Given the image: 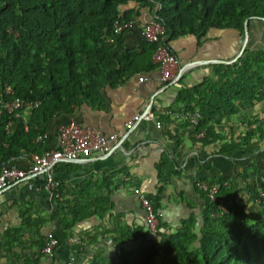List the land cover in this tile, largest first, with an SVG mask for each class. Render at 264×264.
<instances>
[{"label": "trees", "instance_id": "16d2710c", "mask_svg": "<svg viewBox=\"0 0 264 264\" xmlns=\"http://www.w3.org/2000/svg\"><path fill=\"white\" fill-rule=\"evenodd\" d=\"M129 1L151 9V19L162 27L158 42L171 52L168 41L172 38L185 34L201 37L210 28L241 34L244 20L264 19V0H0V99L38 101L35 109L26 112L24 122L1 109L0 166L10 158L44 149V140L34 139L43 134L44 123L51 116L68 113L83 100L98 102L102 85L113 86L128 74L153 66L150 44L143 39L138 52L113 50L125 30L115 33L112 24L132 19V9L120 10ZM263 99L264 47H244L233 61L217 64L210 77L180 87L174 97L182 110L199 113L193 131L204 129L198 140L202 144L218 137L211 125L217 118L240 113ZM8 122H16L13 130ZM245 135L252 134L246 131ZM73 164L58 163L65 168ZM208 180L228 181L222 177ZM89 181L82 180L66 200L61 199L62 184L51 195L47 192L55 205L49 218L59 228L51 231L57 244L73 224L96 212L99 197H93ZM246 185L253 199L256 185ZM258 186L264 188V177ZM233 188L228 181L216 193L228 205V211L218 217L210 216L213 202L200 195L204 205L198 237L192 232L191 218L173 233H159L157 216L156 244L148 240L142 227L136 232L124 226L128 233H121L122 238L138 240L137 245L119 249L111 260L92 256L88 264H264V202L259 200L258 212L247 218L242 205L231 200ZM107 196L105 193L100 199L107 200ZM146 196L151 200L152 196ZM106 204L112 206V202ZM26 209L18 210L20 226L4 230L0 236L14 233L15 237L23 226L42 222L43 217L30 220ZM38 238L41 247L43 238Z\"/></svg>", "mask_w": 264, "mask_h": 264}, {"label": "crops", "instance_id": "0c3cea01", "mask_svg": "<svg viewBox=\"0 0 264 264\" xmlns=\"http://www.w3.org/2000/svg\"><path fill=\"white\" fill-rule=\"evenodd\" d=\"M126 8L132 9L131 25L123 32L121 43L114 45L113 50L138 52L143 41L140 26L151 19V9L140 7L133 1L120 7V10ZM240 36L236 30L210 28L201 37L185 34L172 38L168 45L177 59V67H182V73L175 81L161 82L153 65L145 71L128 74L113 86L102 85L98 102L83 100L68 113L58 112L48 118L44 123L43 137L46 148L57 146V126L69 119L102 134L121 133L108 152L92 153L86 161L72 162L74 164L66 168L56 164L52 169L53 179L57 184H62V200L68 199V192L82 184V180L89 179L93 195L103 190L104 194H108L112 206L101 220L89 217L78 221L75 228L65 233L66 237L54 248L51 258H46L40 252L37 245L40 234L37 231L25 239L24 235L31 230L30 227H22L15 237L14 233L1 235L0 264H21L23 260L36 261V264H62L69 253L74 254V264H88V255L92 259L93 252L84 246L87 239L92 249L102 241L101 237L97 242L93 234L95 226L109 229L107 232L122 242V234L128 233L124 226L128 230L133 225L142 227V211L132 193L133 188L152 196L149 201L160 215L159 233H173L184 220L191 218L192 232L198 237L204 201L194 190L193 181L196 178L222 177L233 185L234 190L246 187V182L258 186L264 177V125H261V121L264 123V99L240 113L217 118L211 125L218 137L205 144L193 138L192 128L188 124L174 121L166 113L168 110L182 109V105L174 101L180 87L195 85L202 78L210 77L217 64L233 61L240 55ZM249 39H254L252 34ZM147 108L159 119L158 127L152 120L140 119L130 128H124L123 123L129 116L142 114ZM256 120L258 123L248 128L251 121ZM227 121H232L237 128L229 127L226 133L224 124ZM15 125L16 122H12L10 130ZM246 131L252 135L246 137ZM6 161H12L20 168L28 165L27 154ZM102 178L107 181L102 183ZM43 182L44 176L37 174L20 185L0 190V234L6 229L20 226L17 215L18 210L22 209L16 212L13 209L17 203L24 204V201L27 202L22 208H27L30 220L47 214L48 227L52 230L46 226L42 233L59 229L55 220L49 218L55 205L42 188ZM241 207L247 218H252L259 210L255 203ZM37 209L40 214L34 212ZM111 213H118L119 225L115 224ZM78 227L87 229L77 230ZM107 232L104 233L107 235ZM40 237L43 238L42 235ZM128 244V248L133 247L132 241H128ZM191 245H195V241ZM78 255L84 259L78 258Z\"/></svg>", "mask_w": 264, "mask_h": 264}, {"label": "built area", "instance_id": "2783aa9c", "mask_svg": "<svg viewBox=\"0 0 264 264\" xmlns=\"http://www.w3.org/2000/svg\"><path fill=\"white\" fill-rule=\"evenodd\" d=\"M131 25V21H114L112 24L115 33L126 30ZM142 39L150 44L151 54L150 60L158 71V79L161 82H173L182 73V67H177V59L175 55L169 51L164 44L158 42L157 36L162 32V27L158 22L149 19L141 24ZM111 41V39H108ZM138 80H141L138 77ZM7 90V89H6ZM5 90V91H6ZM38 105L37 100H29L14 97L11 100L0 99V111L13 113L17 120L25 121V113L28 110L35 109ZM166 113L169 117L178 122L188 124L192 131L197 125L199 113L194 111L168 110ZM140 119L152 120L154 125H160L159 119L149 111V108L142 114H133L124 121V128H130L132 124ZM11 122H8L9 126ZM58 143L54 148L42 149L39 153H30L27 155L28 165L20 168L12 161H5L0 166V190L12 186L20 185L22 182L30 179L32 176L42 174L44 182L42 188L51 195L57 186V181L52 177L53 167L60 162H72L78 158H87L92 153L104 154L111 150L112 146L118 141L121 133L102 134L88 126L77 123L71 119L61 122L57 126ZM204 134L201 128L193 131V138L199 140ZM44 137L43 134L35 137V141H40ZM227 186V181H215L203 178H196L193 181L195 192L205 197L208 201L213 202V209L210 212L211 217H218L228 211V205L223 201L222 197L216 196V193ZM256 196L252 199L246 187L235 190L231 200L237 204L245 201H253L256 204L259 200L264 202V188L255 186ZM142 211V230L146 235H153L157 232V216L160 217L158 211L152 207L145 193L137 188L132 189ZM138 240L132 241V245L136 246ZM57 246V239L51 234L46 233L43 236V242L39 248L40 252L46 258H51L54 248ZM132 248V247H130ZM62 264H74L72 254L64 260Z\"/></svg>", "mask_w": 264, "mask_h": 264}, {"label": "rangeland", "instance_id": "374dc122", "mask_svg": "<svg viewBox=\"0 0 264 264\" xmlns=\"http://www.w3.org/2000/svg\"><path fill=\"white\" fill-rule=\"evenodd\" d=\"M254 26V27H253ZM251 27H253V28H251ZM253 35V37H254V39H249L250 38V35ZM241 44H242V39H243V32L241 33ZM244 47H249V48H257V47H264V19H254V18H252V19H250L249 21H248V23L246 22V39H245V41H244ZM214 72V71H213ZM26 114V113H25ZM257 115H258V113H256ZM259 116H262V114L261 115H259ZM256 119V118H255ZM252 123H251V125L250 126H248V128H250V127H252L253 128V126H255L257 123H258V121L256 120V121H251ZM225 131H226V133H227V131H229L228 130V128L229 127H236V126H234L233 125V122L231 121H227L225 124ZM261 125H264V123L261 121ZM237 128V127H236ZM229 133V132H228ZM78 186V185H77ZM76 186V187H77ZM104 191L102 190V191H100V193H98L97 195H93V197H99V199H98V201H96L95 202V207L97 206V208H96V212L93 214V215H90V216H88V217H86V219L87 218H89V217H96L97 219H102V218H104L105 217V215L106 214H108L109 212V208H108V204H106V202L108 201V202H110L109 201V199H108V196L106 197L107 198V200L105 199L104 201H103V199H100L101 197H102V195H104V193H103ZM94 194V193H93ZM69 196H70V193H69ZM27 202V201H26ZM26 202L24 201V204H19V203H17V205H15L14 206V209H13V211L14 212H16L17 211V209H23L22 208V206L23 205H25L26 204ZM248 203H255V202H253V201H245V202H241V205H245V204H248ZM256 204V203H255ZM37 211H38V214H40V211L37 209V210H34V212H36L37 213ZM35 213V214H36ZM112 214V213H111ZM110 214V215H111ZM118 213H114V214H112L113 215V220L114 221H116L115 222V224H117V225H119L120 223H119V219H117V217L118 216H116ZM17 215V214H16ZM45 215V216H44ZM47 214H43V216L45 217H43L44 218V221L43 222H41L38 226H35V225H33V226H31L30 228H31V230H28L27 232H26V234L24 235V237H25V239H26V237L27 236H29V235H32V233H34V231H37L38 232V234H40V235H42V236H44L45 235V233H48V232H51V231H48V230H52L51 229V227H48L49 226V223H48V221H47V216H46ZM18 216V220H19V215H17ZM116 217V218H115ZM85 219V218H84ZM115 219H117V220H115ZM78 223L76 222L75 224H73V226L71 227V230L70 231H72V229H74L75 227L74 226H76ZM101 224V223H100ZM47 226V229L48 230H46V231H43V233L41 232V230H45V227ZM23 227H25V226H23ZM138 227H140V226H138V225H133L131 228L133 229V230H136V232H137V228ZM29 228V229H30ZM98 228H100L98 231H97V229ZM85 229H87V227H85ZM84 228H82V227H78V229L77 230H85ZM109 229H106L105 227H102V226H100V227H98V226H95L94 227V236L96 237V240H97V242L100 240V238L102 237V241H99L100 242V244H98V245H96V247L94 248V249H92V246H91V242L90 243H88L89 241H88V239H87V243H86V245H84L86 248H88V249H91L92 251L91 252H93L92 254H93V256H95V257H103V258H105L106 260H111V259H113V257H115L116 256V254H117V252H118V250L119 249H123V250H127V248H128V246H129V244H128V241L126 240V242H122V243H117V241H116V238L113 236V234L112 233H109V232H107ZM69 231V232H70ZM97 231V232H96ZM159 231V230H158ZM96 232V233H95ZM104 232H107V235L104 233ZM160 232V231H159ZM122 233V232H121ZM166 233V232H165ZM44 234V235H43ZM105 234V235H104ZM147 238H148V240H150V242H154L155 244H156V242L158 241V239H159V234L156 232L155 234H153V235H151V234H149V235H147L146 236ZM63 239H61L60 240V242L62 241ZM107 240V241H106ZM195 244H196V242H195ZM37 246V245H36ZM40 248V247H39ZM130 248V247H129ZM72 255H73V257H74V254L73 253H71ZM69 255H70V253H69ZM78 258H83L84 259V257H81V256H79L78 255ZM91 260V255H88V258H87V261H90ZM155 261V260H154ZM85 263V262H84ZM84 263H82V264H84ZM79 264H81V263H79ZM85 264H87V263H85Z\"/></svg>", "mask_w": 264, "mask_h": 264}, {"label": "water", "instance_id": "95a60500", "mask_svg": "<svg viewBox=\"0 0 264 264\" xmlns=\"http://www.w3.org/2000/svg\"><path fill=\"white\" fill-rule=\"evenodd\" d=\"M242 32H243V39H242V44H241V47H240V52L244 48V41L246 39V20H244V22H243ZM222 62L229 63L231 61H222ZM87 159H88V157L87 158H78L76 160H73L72 162H83V161H86Z\"/></svg>", "mask_w": 264, "mask_h": 264}]
</instances>
